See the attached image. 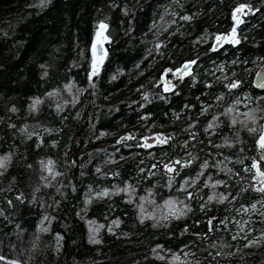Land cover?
I'll return each instance as SVG.
<instances>
[{
    "label": "trees",
    "instance_id": "16d2710c",
    "mask_svg": "<svg viewBox=\"0 0 264 264\" xmlns=\"http://www.w3.org/2000/svg\"><path fill=\"white\" fill-rule=\"evenodd\" d=\"M193 1L0 0V264H264V0ZM161 17L180 34L157 36ZM241 90L254 111L231 118Z\"/></svg>",
    "mask_w": 264,
    "mask_h": 264
},
{
    "label": "bare ground",
    "instance_id": "6f19581e",
    "mask_svg": "<svg viewBox=\"0 0 264 264\" xmlns=\"http://www.w3.org/2000/svg\"><path fill=\"white\" fill-rule=\"evenodd\" d=\"M198 3H199L198 0H194L191 4H192L193 8H197L199 6ZM241 12H242V10L237 11L236 15L239 16L241 14ZM161 19H163V20H161ZM199 19H201V17H199ZM157 27H158V29L156 31V35L159 36V34H158L159 33V29H160V32H162V35H160V37H171L173 35H179L180 34V31L176 27H174L172 25V20H168L166 18H162L161 17L160 18V22H159V20L157 22ZM105 32H106V28L101 29L100 28V24L97 26V28L95 30V35H94L95 36V40L97 38V35H99V34H100V40H101L100 43L96 44V53H95L96 56L99 57V59H100L101 56L105 55V46H104V44H105L104 41H105V37H106V33ZM231 33H232V30L228 31V32L221 33L219 36H221V37L224 36V37H228V38L225 39V38L222 37L221 39L218 40L217 37H216L215 40L212 42V48L214 50H216L219 46H222V45L226 44L228 41H231ZM100 44L102 45V47L101 46L99 47ZM99 50H100V53H99ZM263 63H264V58H262L260 63L258 64V66L256 68H254V70L252 72V75H251V78H250L251 86L257 91L258 90H262L259 87V83L260 82H258L256 78H257L258 70L260 69V67L262 66ZM185 65H188V64L186 62H184V63L180 64L179 66H177L175 68V70L173 71L174 76L177 79H180L184 75H187V74L192 72L193 63L190 64V66L187 69L183 70L180 73L181 68H183ZM177 70H179V71H177ZM214 73H215V71H212V73H210V75H212ZM163 80H165L164 77H163ZM158 83H160V81H158ZM62 92H64V89H63V91L55 90L50 95H60ZM251 97L252 96H251L249 91L241 90V91H238V93L235 96H233L232 98H230L227 101V103H226V105L228 107L227 113L230 114L231 118H234L236 116L237 117H241L244 114L246 115L247 112L250 113V112L254 111L253 110L254 107L251 104V101H252ZM255 100L257 102H259V101L263 100V98L262 97H258ZM206 111H207V109H203V113L206 112ZM234 115H236V116H234ZM146 139H147V145H150V144L154 143L157 140V136H155V135L154 136H148ZM143 142H144V145H145V143H146L145 139H144ZM258 149H259V155H261V150H260L259 147H258ZM5 157L6 156L0 155V159H3ZM4 165H5V162H4Z\"/></svg>",
    "mask_w": 264,
    "mask_h": 264
},
{
    "label": "snow or ice",
    "instance_id": "6c2138e0",
    "mask_svg": "<svg viewBox=\"0 0 264 264\" xmlns=\"http://www.w3.org/2000/svg\"><path fill=\"white\" fill-rule=\"evenodd\" d=\"M42 2H43V0H42ZM250 7H251V6H250V5H247V4H240V5H238V6H237V9H235L234 12H233V19H235V20L237 21V23H239L240 21H239L237 15H236V12H237V11H240V10H242V9H244V8H250ZM188 18H189V17H185V19H188ZM106 27H107V25L104 24L103 21H101V22H100V28H101V29H104V28H106ZM98 34H99V33H98ZM221 38H222L221 36H219V35L217 36V39H218V40L221 39ZM223 38L227 39L228 37H223ZM105 39H107V37H105ZM231 40H232V43H237V42H238L237 39H236V35H235V26H234L233 29H232ZM96 43H97V42L94 40V41H93V45H92V47H93V59H92V68H93V72L98 71V69H99V62H100V61H99V58H97V57L95 56ZM194 62H195V61H187L186 63H187V64H192V63H194ZM169 71H170V70H169ZM177 71H179V70H177ZM240 83H241V81H239V80H235L234 82L229 83V84L227 85V87H228L229 89H234V88H236L238 85H240ZM171 87L174 88L175 85H171ZM259 87H260L261 89H264V81H261V82L259 83ZM165 90H166V91L170 90L168 84H165ZM145 95H147V94H145ZM219 98H220V97H217V99H219ZM33 107H35V105H33ZM57 107L59 108V106H57ZM249 118H250V119H253V121L255 120V117H253V116H251V115L249 116ZM213 119H215V117H213ZM232 122L235 123L236 121L233 119ZM209 127H213V125L210 123V124H209ZM249 131H250V132H252V131H256V129H254V128H250ZM122 139H123V137H122ZM145 141H146L145 146H147V139H146V138H145ZM161 142H165V141H161ZM226 142H227V141H226ZM53 143H55V142L53 141ZM256 143L259 145V148H260L261 152H264V128H262V129L259 131V136H258V138H257V140H256ZM6 159H7V157H5V158H3V159H0V166H3V165H4V162H5ZM261 160L264 161V156L261 157ZM49 163H51V161H49ZM184 163H185V164H187V163H191V161H185ZM204 166H206V163H205V165H202V167H204ZM164 167H165L166 169H168L169 172H171L172 169L175 167V164H173V163L170 161L169 163L164 164ZM252 168L255 169V172H256V174L252 177V179L258 181V183L261 185V189H260V190L264 191V170H262V168H261V161H257L256 159H253V162H252ZM48 171L51 172L52 169H51V168H48ZM194 182H195V181L193 180V183H194ZM214 183H216V184H220V183H223V181H214ZM116 190H117V191H120L121 189H116ZM123 190H124V191H129L128 188H125V189H123ZM107 194H108V190H107V189H105L102 193H96V195H107ZM189 195H191V193H189ZM22 196H23V194L21 193V194H20V197H22ZM18 198H19V197H18ZM209 199H212V197H209ZM220 199L223 200V199H226V197H225L224 195H221V196H220ZM9 203H11V201H9ZM184 207L187 208V205H185ZM251 207H252V208H255V205H252ZM0 211H2V210H0ZM181 214H183V213H181ZM141 219H143V217H141ZM113 223H118V221H113ZM44 230L46 231L47 229H44ZM110 230H111V229H110ZM57 235H59V234H57ZM261 235H264V233H262ZM90 238H91V237H90ZM253 242H254V241H252V240H249V241H248L249 244H251V243H253ZM157 247H159V246H157ZM0 259H4V257L0 256ZM12 264H20V262H19V261H12Z\"/></svg>",
    "mask_w": 264,
    "mask_h": 264
},
{
    "label": "rangeland",
    "instance_id": "374dc122",
    "mask_svg": "<svg viewBox=\"0 0 264 264\" xmlns=\"http://www.w3.org/2000/svg\"><path fill=\"white\" fill-rule=\"evenodd\" d=\"M159 36L160 35H162V32H160V29H159ZM97 43H100L101 42V40H100V34L99 35H97V38H96V40H95ZM96 43V44H97ZM100 46L102 47V45L100 44ZM95 53H96V48H95ZM95 56H96V54H95ZM97 57V56H96ZM102 57V56H101ZM100 57V58H101ZM97 58H99V57H97ZM100 60V59H99ZM262 128H264V124H263V126H262ZM252 241H254L253 243H251V244H249L248 242H247V249L248 250H253V249H256V248H258L260 245H261V243H262V241H263V239L261 238V237H257L256 239H252ZM239 254L240 253H242L241 251H239L238 252Z\"/></svg>",
    "mask_w": 264,
    "mask_h": 264
},
{
    "label": "water",
    "instance_id": "95a60500",
    "mask_svg": "<svg viewBox=\"0 0 264 264\" xmlns=\"http://www.w3.org/2000/svg\"><path fill=\"white\" fill-rule=\"evenodd\" d=\"M222 37H224V36H222ZM99 47H100V45H99ZM99 53H100V50H99ZM189 66H190V64L185 65L183 68H181L180 73H181L183 70L187 69ZM178 73H179V72H178ZM256 79H257L258 82H261V81L264 80V63L262 64V66H261L260 69L258 70L257 78H256Z\"/></svg>",
    "mask_w": 264,
    "mask_h": 264
}]
</instances>
